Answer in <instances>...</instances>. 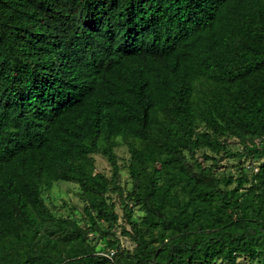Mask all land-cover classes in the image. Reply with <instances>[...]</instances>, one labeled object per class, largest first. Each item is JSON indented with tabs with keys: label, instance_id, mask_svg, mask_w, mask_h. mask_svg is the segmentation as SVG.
<instances>
[{
	"label": "trees",
	"instance_id": "1",
	"mask_svg": "<svg viewBox=\"0 0 264 264\" xmlns=\"http://www.w3.org/2000/svg\"><path fill=\"white\" fill-rule=\"evenodd\" d=\"M118 139H133L128 195ZM232 139L261 163L222 180ZM58 181L83 189L87 226L46 206ZM240 259L264 260V0H0V264Z\"/></svg>",
	"mask_w": 264,
	"mask_h": 264
},
{
	"label": "rangeland",
	"instance_id": "2",
	"mask_svg": "<svg viewBox=\"0 0 264 264\" xmlns=\"http://www.w3.org/2000/svg\"><path fill=\"white\" fill-rule=\"evenodd\" d=\"M206 90V88L202 85H198L196 87L197 94H201L202 91ZM133 143V139L124 140L118 139V144L114 149L115 154L117 156L118 165L120 167V179L119 185L124 188L125 195H128V192L132 191V181L129 175V167L131 164V154H130V145ZM256 144H261V140L257 139ZM230 153L227 157L224 155L221 156V168L217 173L219 178L228 179L233 177L234 180L241 178L244 173H248L249 176L257 172V167L260 165L261 161L253 160V159H244L239 157V152L244 149V144L237 139H232L229 143ZM208 154L215 156L214 153L208 151L207 149L201 148L198 151L199 155ZM90 160L92 161L94 168L96 171L102 175H104L108 181L111 180L112 177V168L110 166L109 161L104 158L102 155H90ZM236 181L229 188H233L236 185ZM111 195L109 203H114L115 212L119 214V223L118 227L115 228L117 232V236L120 237L121 243L123 247L130 249L133 251L135 249V244L126 237L121 236L122 227H128L125 222V218L123 215V210L119 204V200L117 194L110 193ZM42 199L44 200L46 206L50 209V212L56 218H68L76 221L80 226L85 227L89 224V216L86 214V208L88 207V202L86 201L85 194L83 189L75 182H64L58 181L54 182L51 188L43 187ZM131 202V201H130ZM131 207L133 210L131 212L132 218L137 223H142L146 212L140 206H135L133 202H131ZM93 214L96 215V212L93 211ZM103 228L107 227V225L103 222H100ZM93 245H95L97 251L100 254L107 253L105 250L107 248L108 240L100 239V238H92L90 240ZM220 264V263H217ZM239 264H251L247 260L240 259ZM253 264H264V260L260 259Z\"/></svg>",
	"mask_w": 264,
	"mask_h": 264
},
{
	"label": "built area",
	"instance_id": "3",
	"mask_svg": "<svg viewBox=\"0 0 264 264\" xmlns=\"http://www.w3.org/2000/svg\"><path fill=\"white\" fill-rule=\"evenodd\" d=\"M114 254H115V252H110V253H104V254H102V255H104L105 257H107V258H109V259H112L113 258V256H114Z\"/></svg>",
	"mask_w": 264,
	"mask_h": 264
}]
</instances>
